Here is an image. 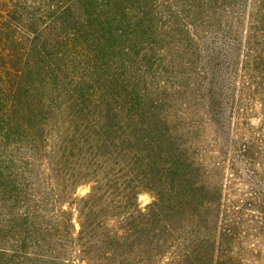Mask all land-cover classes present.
<instances>
[{"label":"trees","instance_id":"obj_1","mask_svg":"<svg viewBox=\"0 0 264 264\" xmlns=\"http://www.w3.org/2000/svg\"><path fill=\"white\" fill-rule=\"evenodd\" d=\"M0 264H264V0H0Z\"/></svg>","mask_w":264,"mask_h":264},{"label":"rangeland","instance_id":"obj_2","mask_svg":"<svg viewBox=\"0 0 264 264\" xmlns=\"http://www.w3.org/2000/svg\"><path fill=\"white\" fill-rule=\"evenodd\" d=\"M89 187L88 186H82L78 189L79 195H84L88 192ZM152 195L150 193H143L140 195L139 201L142 205V207H145L147 204H149L152 201Z\"/></svg>","mask_w":264,"mask_h":264}]
</instances>
